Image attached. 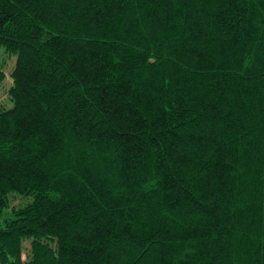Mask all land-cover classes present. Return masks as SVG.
<instances>
[{
    "label": "trees",
    "instance_id": "1",
    "mask_svg": "<svg viewBox=\"0 0 264 264\" xmlns=\"http://www.w3.org/2000/svg\"><path fill=\"white\" fill-rule=\"evenodd\" d=\"M0 46V264H264V0H0Z\"/></svg>",
    "mask_w": 264,
    "mask_h": 264
},
{
    "label": "rangeland",
    "instance_id": "2",
    "mask_svg": "<svg viewBox=\"0 0 264 264\" xmlns=\"http://www.w3.org/2000/svg\"><path fill=\"white\" fill-rule=\"evenodd\" d=\"M15 59H16V56L14 54H9L5 52L3 47L0 46V66L3 68L5 72V78L3 82L0 84V105L2 104L6 105L9 101L8 89L12 82L10 72L14 67ZM11 105H12V101L10 100L9 106ZM24 201H25L24 199H22L21 197L15 194L10 197V202L13 205L21 204ZM24 246H25V250L28 249L29 242L25 241Z\"/></svg>",
    "mask_w": 264,
    "mask_h": 264
}]
</instances>
